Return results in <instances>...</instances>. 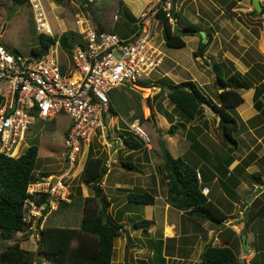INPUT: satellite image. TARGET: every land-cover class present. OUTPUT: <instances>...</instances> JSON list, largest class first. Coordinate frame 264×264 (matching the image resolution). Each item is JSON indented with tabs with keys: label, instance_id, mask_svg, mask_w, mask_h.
Here are the masks:
<instances>
[{
	"label": "rangeland",
	"instance_id": "374dc122",
	"mask_svg": "<svg viewBox=\"0 0 264 264\" xmlns=\"http://www.w3.org/2000/svg\"><path fill=\"white\" fill-rule=\"evenodd\" d=\"M41 1L56 36L65 31H74L73 21L78 16L86 17L95 28L110 29L123 38L139 30L140 19L145 16L142 26L151 23L162 35L161 22H156L153 13L149 12L154 8L155 0H64L60 4L53 0ZM120 1L123 5L119 8ZM86 5L89 7L84 10L82 6ZM172 6L186 21L196 24L205 32V41L206 31L209 32L211 42L208 48L203 56L194 55L201 37L200 32L194 36H184L185 45L180 48L168 47L162 43L165 58L156 72L142 79V83L127 81L109 93L114 111L107 113L104 132L106 141L112 144L113 149L109 151V145L101 139L99 142L97 136L91 141L95 151L104 155V160L110 159L109 171L101 183L102 191L103 195L111 200L108 213L112 216L121 213L125 227L114 239L110 264H133L138 261L152 264L151 239L164 237V232V254L168 258L166 264H200L206 245L212 243L222 246L221 242L230 245L238 253L240 262L243 260L242 264H249L247 258L251 257H245L244 254L247 253L239 248V235H233L235 232L225 227V221L199 222L179 209L166 207L168 180L161 177L159 169L163 167L162 147L172 155L175 147H178L180 156L188 163L203 165L202 171L210 170L209 166L217 167L219 175L220 172L226 173L231 169L232 173L229 171V174L231 173L232 177L219 176L226 180L229 190L223 189L219 181H209L206 185L211 188V193L207 196L227 213V223L233 217L238 219V232L241 234L244 200L249 196V192L252 194L258 186L264 191V113L260 114L253 105L254 87L239 90L243 101L232 111L238 121V128L234 132L237 143L234 146L222 139L217 126L218 116L211 107L204 104L194 119H186L174 109V103L169 100L166 91L160 89V85H167L170 81L179 83L194 80L205 95L218 102L217 93L220 89L213 69L214 63L219 64L221 70L230 69V74L236 70L246 73L250 66H256L258 72L264 74V9L255 12L251 0H176ZM172 22L173 25L177 24L174 20ZM178 23L182 25L183 22L179 20ZM37 36L33 13L26 2L14 4L11 0H0V40L3 45L12 52L29 54L31 48L38 43ZM161 38L163 39V36L159 37ZM148 80L150 82H147ZM261 82L264 83V77ZM260 100L264 110V91ZM165 112L174 114V122H182L183 126L177 130V135L168 134L171 123ZM140 117H143L142 120ZM136 122L146 131L151 141L139 150H129L122 142L117 143V137L124 126L128 128ZM69 123L70 118L67 115L58 114L50 119L40 117L30 125L22 148H27V145L33 142L38 146L34 176L39 177L41 172L57 173L63 166L64 134ZM87 152L83 146L79 156L81 168ZM228 157H231L232 161L226 168L224 161ZM122 160H131L137 169L127 170L121 165ZM256 171L261 174L262 184L256 183L252 178L251 174ZM80 174L81 171L76 168L69 176V185L72 190L77 185L81 187V198L76 197L67 207H56L57 210L43 218L41 225L40 221L32 217L29 222L35 229L16 232L8 240L0 239V250L18 239L21 247L35 252L36 261L33 264H49L47 258L37 251L39 233L36 226L38 224L41 228L79 225L83 197L93 195L92 188L80 181ZM116 182L118 185H115ZM123 187L154 192V204L127 202L126 193L121 189ZM259 195L260 193L257 196ZM259 198V205L263 204L264 193ZM143 218L151 220L148 232L132 229L131 221ZM259 226L261 227L257 218L248 224L246 221V245L250 235L259 241L262 233ZM170 228H173L174 232L171 233ZM218 229L220 234L218 238H214L213 233ZM75 243L73 240L72 244ZM260 244L264 246V239H261ZM259 253L264 256V249L256 254ZM255 259L254 261L258 260L264 264V258Z\"/></svg>",
	"mask_w": 264,
	"mask_h": 264
},
{
	"label": "trees",
	"instance_id": "16d2710c",
	"mask_svg": "<svg viewBox=\"0 0 264 264\" xmlns=\"http://www.w3.org/2000/svg\"><path fill=\"white\" fill-rule=\"evenodd\" d=\"M11 1L14 4L26 2V0ZM53 1L60 4L64 0ZM175 1H173V4ZM231 3L233 4L234 2ZM81 5L83 4L81 3ZM122 5L123 2L120 1L119 8ZM82 7L86 10L85 7L88 8L89 5ZM173 9L172 6L170 9L171 18L178 24V28L182 30L180 35L173 32V23L170 22V17L166 16V12L162 8L154 7L149 12L150 14L153 13L154 17L161 22L162 35L160 36H163L165 45L180 48L185 45L184 36H194L198 34L201 28L186 21L178 10L173 11ZM179 20L183 22L182 25L178 23ZM144 21L145 16L140 19V28ZM206 37L205 42H202L200 37L197 49L194 51L196 57L203 56L208 48L211 42L208 31H206ZM78 39L79 35L74 31H65L59 35L60 44L64 48H69L72 42ZM37 41V45L32 47L31 50L39 55L46 52L49 45L53 42V38L38 34ZM221 68L219 64H213L216 81H218L220 89L217 93L218 102L205 95L194 80H185L179 83L170 81L167 85L161 84L160 89L166 91L167 97L174 103V109L186 119H194L204 104L211 107L218 116L217 126L222 139L231 142L235 146L237 142L234 132L238 128V121L232 111L243 101L239 90L254 87L253 105L260 114H263L264 110L260 96L264 91V83L261 82L264 74L259 73L256 66H250L246 73L236 70L231 74L230 69L221 70ZM140 82L144 81L141 80ZM147 82L150 81L148 80ZM1 101L2 98L0 97V104ZM110 109L114 111L113 103H111ZM165 115L171 123L168 134L173 136L183 124L182 122H174V114L172 112H165ZM132 118L134 119L135 116ZM140 118L142 120L143 117ZM121 135L124 147L129 150H139L144 145L141 138L134 135L125 126L121 130ZM93 144L92 142L88 149L80 174V181L92 188L93 195L83 197L82 216L79 225L71 227L46 226L41 228L38 227V224L36 226V230L39 233L37 251L41 256L43 255L47 258L49 264H110L114 250V239L125 230L123 215L119 212L116 216L108 213L111 200L103 195L101 186L107 173L104 155H100L98 151L96 152ZM162 151L163 167L159 170L160 173L161 171L166 172L163 177L168 180L167 202L174 208L183 210L188 216L199 222H224L227 218L226 213L215 205L207 195L201 192V182L196 177V168L188 164L182 156L173 157L169 150L164 147H162ZM37 157L38 146L36 142L30 143L24 152L17 157L0 154V239H11L14 233L22 232L30 225V223H26L23 220L25 200L28 197L33 198V195L27 191L28 186L48 175L46 172H41L39 177L34 176L33 172L36 167ZM231 161L232 158L228 157L226 166ZM121 165L127 170L137 169L131 160H122ZM251 175L256 183H263L259 171L253 172ZM218 181L223 189L229 190L226 180L219 178ZM121 189H124L126 193L127 202L152 205L155 201L154 192L136 188ZM70 190L69 201L60 200L58 207H67L76 197H82L79 185ZM263 193L261 192L260 195ZM260 195L256 196L248 205L247 224L254 218H259L264 226V203L259 205ZM46 196V194H41L39 198H35V201L38 203L43 202ZM40 220L41 217L38 218V222ZM131 224L132 229H141L144 232H148L151 220L145 218L137 219L131 221ZM73 240L76 241L74 245L72 244ZM151 244L152 264H166L167 258L164 254L163 239H151ZM38 260L40 261V257ZM35 261V252L21 247L18 239L0 250V264H33ZM133 264L145 263L138 261ZM200 264H241V262L238 254L231 246L209 243L201 254Z\"/></svg>",
	"mask_w": 264,
	"mask_h": 264
},
{
	"label": "built area",
	"instance_id": "2783aa9c",
	"mask_svg": "<svg viewBox=\"0 0 264 264\" xmlns=\"http://www.w3.org/2000/svg\"><path fill=\"white\" fill-rule=\"evenodd\" d=\"M173 1L155 0L154 6L162 8L170 22ZM26 2L38 34L50 36L53 42L46 52L38 55L32 50L29 54L12 52L0 40V154L17 157L23 153L24 138L38 118L50 119L58 114L70 118L64 134L63 166L57 173L31 183L27 189L33 198L25 200L23 220L30 223L32 217L37 220L41 217V225L60 200L69 201V176L76 168L81 171L82 147L87 151L97 136L99 142L101 139L112 148L104 132L107 113L113 112L110 91L127 81L149 77L161 67L165 54L164 40L159 39L161 33L151 23L122 38L110 29L91 26L82 16L73 21L79 39L64 48L50 26L42 1ZM128 130L141 138L144 145L150 144V137L138 122L129 125ZM104 164L108 172L110 159L106 158ZM196 177L200 182L199 172ZM201 192L207 195L208 187L202 186ZM41 194L47 196L38 203L35 198ZM27 229L34 230L35 226L30 224Z\"/></svg>",
	"mask_w": 264,
	"mask_h": 264
},
{
	"label": "crops",
	"instance_id": "0c3cea01",
	"mask_svg": "<svg viewBox=\"0 0 264 264\" xmlns=\"http://www.w3.org/2000/svg\"><path fill=\"white\" fill-rule=\"evenodd\" d=\"M260 4H261V7H262V9H264V0H260ZM261 9V10H262ZM263 25H264V23H263ZM264 32V31H263ZM263 36H264V34H263ZM141 81V80H140ZM181 128V127H180ZM178 134V133H177ZM176 133H175V135H177ZM121 132H120V135H118V141H117V143L118 142H122V140H121ZM174 136V135H173ZM168 139V138H167ZM170 139V138H169ZM161 141H163L162 139H161ZM174 144H176L175 142H173ZM172 143V144H173ZM122 144H123V142H122ZM124 145V144H123ZM177 145V144H176ZM179 146V145H178ZM113 149V147L111 148V149H109V151H111ZM175 152L173 153V157H176L177 155L178 156H180V154H179V152H180V149L177 147H175ZM228 159V158H227ZM227 159L224 161V163H227ZM184 160L187 162V160L184 158ZM188 163V162H187ZM188 164H190L191 166H194L195 168H197V172H199L200 173V176H201V187L202 186H206V187H208V189H209V192H208V194H210L211 193V188L208 186V185H206V183H208L209 181H218V179L220 178L219 176H221V177H232L231 176V173H232V170L230 169H228L227 170V172L226 173H223V172H220L219 173V175L217 174V172H218V168L217 167H210L209 166V168H210V170H206V171H202L201 169H202V166L203 165H201V166H196L195 165V163L194 164H191V163H188ZM229 166L227 165L226 166V168H228ZM239 170H241V169H239ZM229 171L231 172L230 174H229ZM165 173L166 172H162L161 171V177H163V174L165 175ZM166 180H167V178H166ZM104 181V180H103ZM234 181H235V178H234ZM220 183V182H219ZM118 185V182H116L115 183V185ZM122 184V183H121ZM261 185V184H260ZM255 187H257V185H254ZM123 188H128V187H123ZM122 190H124V189H122ZM261 192H264L263 191V188L261 187ZM260 192V193H261ZM207 194V195H208ZM251 194V192H249V194L248 195H250ZM248 195H246V196H248ZM210 199V198H209ZM243 200H244V197H243ZM155 202V201H154ZM154 204V203H153ZM152 204V205H153ZM166 207H168V208H174L173 206H171L168 202H167V200H166ZM231 208H232V206H231ZM174 209H176V208H174ZM229 210H231V209H229ZM182 212H184L183 210H181ZM224 212V211H223ZM225 213V212H224ZM227 214V213H226ZM230 214V213H229ZM232 215V214H231ZM227 217H228V215H227ZM227 219V218H226ZM230 221L227 223L226 222V220H225V227L226 228H228L229 230L231 229L233 232H235V233H233V235H239V238H240V234H239V232H238V219L236 218V217H233V219H229ZM257 220H258V222H259V224L261 225V227L259 226L258 228H261V231H262V233H261V237H259V241L256 239L255 240V238H252V236L250 235V238H249V243H248V250H244V248L243 247H241V238H240V240H239V248H241L242 250H243V252L244 253H247V254H244L245 255V257H251V259L250 258H247L248 259V261H249V264H251V262H252V264H261L260 262L261 261H254V260H256V259H252V258H264V256H263V253H259L260 254V257H258V255L259 254H256V253H258V252H261V249H263V245L262 244H260V241H261V239H264V226H263V222H262V220L261 219H259V218H257ZM232 221V223H230ZM167 227H169V226H167ZM166 227V228H167ZM165 228V229H166ZM127 229L129 230V228L127 227ZM149 230V229H148ZM170 231H171V233L172 232H174V230H173V228L171 229L170 228ZM219 229L215 232V233H213V237L215 238V237H217L218 238V236H219ZM164 235L166 236V234H165V232H164ZM247 235H248V232H246V241H247ZM165 236L164 237H161L162 239L163 238H165ZM171 236V234L170 235H168V237H170ZM256 237H257V235H256ZM160 238V237H159ZM218 240H220V239H218ZM228 240H230V238H228ZM227 240V241H228ZM163 241H164V239H163ZM222 241V240H221ZM221 244H222V246H225V245H228V244H226L225 242H221ZM221 246V245H220ZM230 246V245H229ZM238 254V253H237ZM261 254H262V256H261ZM168 259V258H167ZM261 260V259H260ZM166 262H167V260H166ZM242 262V261H241Z\"/></svg>",
	"mask_w": 264,
	"mask_h": 264
},
{
	"label": "water",
	"instance_id": "95a60500",
	"mask_svg": "<svg viewBox=\"0 0 264 264\" xmlns=\"http://www.w3.org/2000/svg\"><path fill=\"white\" fill-rule=\"evenodd\" d=\"M83 2V0H80ZM251 4L253 9L255 10V12H260L262 7L260 4V0H251ZM173 32L180 35L182 34V30L178 28L177 24L173 25ZM200 35L202 37V42L205 41V32L202 30H199ZM261 192V186H258L255 191L250 194L245 200H244V213H243V218H242V222H243V228L241 230V234H240V238H241V244L244 248V250H248V246L246 245V231H247V227H246V221H247V212H248V205L252 202V200ZM39 253L36 254V256H38Z\"/></svg>",
	"mask_w": 264,
	"mask_h": 264
},
{
	"label": "clouds",
	"instance_id": "9594fccd",
	"mask_svg": "<svg viewBox=\"0 0 264 264\" xmlns=\"http://www.w3.org/2000/svg\"><path fill=\"white\" fill-rule=\"evenodd\" d=\"M173 11H175L174 9H173ZM144 17V16H143ZM173 19V18H172ZM170 20V19H169ZM172 23V22H171ZM103 29V28H102Z\"/></svg>",
	"mask_w": 264,
	"mask_h": 264
}]
</instances>
